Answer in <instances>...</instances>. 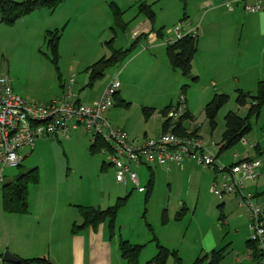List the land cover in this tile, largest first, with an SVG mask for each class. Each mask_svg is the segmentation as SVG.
Returning <instances> with one entry per match:
<instances>
[{"label": "rangeland", "instance_id": "obj_1", "mask_svg": "<svg viewBox=\"0 0 264 264\" xmlns=\"http://www.w3.org/2000/svg\"><path fill=\"white\" fill-rule=\"evenodd\" d=\"M139 2L140 0H66L52 12L35 10L13 25L0 24V76L10 79L15 90L23 92L21 96L17 94L23 100L41 102L46 100L45 97L58 94L61 83L65 89L71 88L73 84H69L70 73L76 76L75 86L71 90L75 95H81V99L87 96L92 98L101 92L100 98L109 81L117 75L121 84L120 94L129 100L126 102V112L118 118L120 125L129 124L135 133L143 135L145 132L149 138L152 134L154 137L155 132L160 131L156 114H149L150 94L155 92L157 110L162 111L170 104L171 109L183 106L194 116L201 139L207 143H219L220 146L221 134L225 129V114L231 111L245 117L246 108L239 107L235 102L236 93H228L227 104L218 111L216 126L212 131L204 110L214 95L209 97L204 91H198L201 82L192 81L191 78L183 77L180 71H174L169 67L167 59L164 64L159 58L148 60L144 37L135 39L131 35V30L142 22L138 18H144V22L147 20L142 14L139 15ZM194 2L195 0H149L148 4L155 13V25L158 26L164 19L173 21L183 15L194 21L189 14L195 6ZM116 12L119 16H116ZM118 17L129 25L126 30L115 26L114 20ZM136 18L138 21L134 22ZM47 31L61 32L57 58L47 42ZM154 42L165 47L159 38ZM134 43L136 46L131 54L118 66L107 68L91 88L80 85L85 77V69L109 58L111 48L127 49ZM183 86H186L184 91ZM206 86L209 87V84ZM254 93L255 91L251 94ZM119 103L120 101L116 103L114 110L119 108ZM259 113V116L248 119L250 132L243 138L247 143L234 144L219 156L218 161L228 164L234 153L241 156L246 151L251 153V157H255L253 149L257 144L262 152L261 163H264V109ZM162 119L164 121L163 117ZM111 124L113 128L122 130L119 125ZM141 139L142 136L135 138L136 141ZM91 145L90 136L83 129L72 131L67 136L44 137L37 140L31 153L27 148L19 151L21 156L30 153L19 167H6L3 170L0 186L15 182L18 174L36 169L38 182L27 185L29 214L25 220L20 219L26 223L25 234L39 242L38 250L75 251L78 246L83 251H107L103 257L107 264H126L119 257L117 244L121 239L143 247L139 264H146L154 258L158 251L157 245L169 251L166 264H176V258L181 259V264H193L202 248L208 246L205 238H202V231H210L217 249L229 241L233 243V251L224 254L226 256H223L221 264L234 263L238 256L236 251L240 246L245 247L249 236V220L245 231L240 229L238 236H234V229L228 234L229 230L226 225H222L220 219L221 200L212 193V180L207 188L203 185L198 169L205 168L201 166L194 172L195 179L189 178L190 180L175 168L170 172L159 166L149 167L154 175L150 189L147 181L150 170L145 167L135 168L141 186L147 187L146 192L138 193L130 184L126 189L120 185L123 191L127 190L120 198L125 199L122 208L112 222L109 220L110 215H107L95 226V230H92L96 232L94 238L88 236V231L84 229V232L79 228L83 221L75 204L99 202V208L104 211L115 206L119 199L118 197L110 202L107 200V194L117 188L114 169L103 164L106 162V157L101 153L103 147L96 145L91 148ZM212 150L216 153L215 149ZM210 173L212 175L211 171ZM183 207H188L189 211L178 217L177 214ZM2 211L0 193V215H3ZM162 212L166 213L168 219L165 225L162 224ZM4 222L2 226L0 224V250L6 248L9 241H13L5 232ZM74 224L77 227L75 233ZM9 250L6 249L8 252ZM241 252L246 253L245 249ZM243 253L239 254V258H243Z\"/></svg>", "mask_w": 264, "mask_h": 264}, {"label": "built area", "instance_id": "obj_2", "mask_svg": "<svg viewBox=\"0 0 264 264\" xmlns=\"http://www.w3.org/2000/svg\"><path fill=\"white\" fill-rule=\"evenodd\" d=\"M221 2L227 11L239 4L248 14L264 12V0ZM197 27L190 18H183L173 27L164 29L159 39L165 45H173L188 36L195 39L198 35ZM74 78V74H71L70 85L74 83ZM118 80V76H114L98 101L84 105L74 100L71 88L67 90L65 97L49 103L23 100L14 93L10 79L0 76V183L6 167H19L24 160V156L19 155L20 150L27 148L31 152L41 138L67 136L79 129L90 136L92 145L97 140L102 142L101 153L106 157L104 164L114 169L115 182L125 186L130 184L138 193H145L146 189L140 185L135 168L181 167L185 160H190L213 173L211 190L217 199L235 197L238 206L249 219L248 239L263 253L256 262L264 264V210L254 193L247 189L248 182L254 183L259 178L260 159L239 160L233 154L234 162L231 165L218 161L217 151L221 145L213 141L204 142L197 134L195 120L185 116L187 110L181 105L169 109L164 120H168L172 126L183 121L181 123L187 129L185 136H178L169 130L143 141L131 139L127 132L113 128L104 119V114L115 104L116 93L121 87ZM241 142L247 143V140L243 139Z\"/></svg>", "mask_w": 264, "mask_h": 264}, {"label": "crops", "instance_id": "obj_3", "mask_svg": "<svg viewBox=\"0 0 264 264\" xmlns=\"http://www.w3.org/2000/svg\"><path fill=\"white\" fill-rule=\"evenodd\" d=\"M148 1H147V5H149ZM194 3L195 6L189 14L191 17L194 18L193 22L198 26L197 27L198 35L196 39L197 40L196 54L191 62V66H192L191 75L197 78L199 82H201L198 91L201 92L204 91L209 95V97L213 95L215 96L216 93L227 95L228 93L231 92L236 93L237 91H241V90L246 93H252V94L254 91L256 92L257 90L256 87L258 82L264 77V12L263 13L250 12V14H248L242 10V7L239 4L236 7H234L232 10L227 11L222 6L221 0H195ZM182 18H189V17L183 15ZM182 18H179L177 20H175L176 19L175 18L173 21L164 19L163 23H159L158 26L155 25L156 21H154L152 25L147 20L144 22V18H138L139 20L141 19L142 22L138 23L136 27L133 30H131L130 33L131 35H133L135 39L138 38L140 39L141 37H144V41L146 43V55L148 60L152 61V60H157L159 58V61L164 64L165 59H167L165 54L166 45L165 47H160L154 42L156 41L155 32L156 30L159 29H163V28L166 29L173 27L175 23H177ZM138 19L134 20V22H137ZM127 27H129L128 24ZM145 34H147L146 35L147 38H145ZM86 82H87V75L85 74V77L83 78V82H81L80 85L86 86L87 85ZM207 84H209V87L206 86ZM59 86H60V91H58V94H56L53 97L50 96L49 98L45 97L46 100H43L41 102L47 103L49 101H53L65 97L66 95L65 93L66 89L64 88L65 86L62 87L61 84H59ZM12 88L14 93L19 94L20 96L23 95V92L21 90H15L13 86ZM120 89L118 93H116L117 95L114 100L115 102L114 106L116 105L117 102L120 101L118 105L119 108L114 110L113 108L115 107L113 106V108H111L104 114L105 117L104 119L107 120L110 124L113 123L114 125H119L122 128V130H124L125 132L128 133V135L131 136L129 137L133 140L141 136L143 137V139H141L140 141H143L145 138H149L145 132L143 133V135H141L132 131L133 129L129 124L120 125L118 123L119 121L118 118L124 112H126L128 108L126 102L129 101L123 94H120L121 93ZM72 94H73L72 96H74V100L80 103H86L90 105L99 100L98 98L99 94H96V96L92 98L87 96L84 99H81V95L79 94L78 96L75 95L73 92ZM178 94L175 97H177ZM155 96H156L155 92L150 94L151 109H149V111L150 112L152 111V113L154 112L152 116L156 114L155 117H156V121L158 122V130L160 129L161 131L163 128V123L165 122V120L163 121L162 119L163 115L161 113L164 109L162 111L157 110L158 106L156 105L155 102L157 100L156 98H154ZM186 110L188 116L193 117L194 119V116L190 114L188 109ZM199 131L200 130L197 127L198 135H199ZM158 132H155V135H157ZM150 137L152 138L153 134ZM256 147H258L257 144L254 146L253 149L254 151L256 150ZM255 152H256L255 157H251V153H248L247 151L244 153V155H241L242 157L237 153L234 154L237 155V159L239 160H244L245 158L254 159L256 157H259L261 163L262 154L260 155V153L258 154L257 151ZM29 154L24 156V159L28 157ZM219 156H221V154ZM233 162L234 159L232 155L230 163L228 164L223 162L221 163H223L224 165H231V163ZM263 164L264 163H261V166L258 169L259 178L257 179V181L254 183L252 182L247 183V189H249V191L253 192L254 194L256 193L257 195L259 193L264 192ZM198 167L199 165H197L195 162L190 160H185L181 165V167L169 166V168H164V169L168 171L170 170L171 172L172 171L171 169L175 168L178 171L180 170L179 171L180 173L187 175V179L189 178L195 179L196 174L194 172L197 170ZM106 169L107 168H105L104 170L106 171ZM148 169L150 170L149 172L150 174H149V180L147 181H148V189H150L153 186L154 175L151 169L150 168ZM198 170L203 178L202 183L207 188L211 180L213 181L214 179L213 173L211 175L209 169L207 171L202 168ZM120 185H121L120 183L119 185L117 183L115 185L117 188H115L113 192L107 194L106 198L109 202L112 199L117 200L118 197L120 199L121 195H123V193H126L127 190L123 191V189L120 188ZM121 187L126 189L128 185L126 186L122 185ZM146 188L147 187H145L144 189ZM127 195L128 194H126L125 196ZM220 200H221L220 219L222 220V225L223 226L226 225V228L229 230L228 234L231 233L232 230L234 229L235 230L233 232L234 236H238L240 229H243V231H245L247 221L249 220L248 216L238 206V203L236 202L234 196H225ZM263 200L264 199H262L261 197L258 198L259 204L264 210ZM77 203L78 204H75V207L76 205L77 207H82V208L92 207V208L100 209L99 207H101L99 202H97L98 204H94L93 202L88 204L83 203V205L81 202H77ZM183 210L184 213H188L189 211L188 207L187 208L183 207L179 212H182ZM27 215H8L5 213H3V215L2 214L0 215L1 226L3 221H5L4 222L6 225L5 232L11 235V236L8 235V237H11L13 239L12 242L9 241L6 248H2L0 250V254H1L0 264H3V262H1L2 261L1 259H2V254L4 253V251H6V249H10L9 252L15 255L16 257H18V259L20 260L21 259L35 260L36 258H45L49 262V264H107L103 259L107 251H83V249L79 248L78 246L76 247L75 251L38 250L39 242L35 238H30L25 234L26 223L25 221H22L20 219V218H24L25 220L27 218L26 217ZM92 230H93L92 228L86 229V231L90 233L88 236L91 235V238H94L96 236L95 234L96 232H93ZM0 235H1V229H0ZM201 235L202 238H205L204 241L207 242L208 246L202 248L200 255H198L195 260H197L198 258H202V259L206 258V260L202 262V264L204 263L208 264L211 255L215 251L217 252L219 250H224L226 255L228 254V252L233 251V243L231 241L227 242L225 246H223L222 248L217 249V246H215L214 236L210 233V231H205V232L202 231ZM248 242L249 239L247 238V241L245 242V247L243 248L240 246L238 248V250L236 251L238 256L235 257V261L233 264H245V263L252 264L253 262L257 264V262L253 259V253L250 252ZM242 249H245L246 253L241 252ZM109 253L112 254L111 251H109ZM240 253L244 254L243 256L244 259L239 258ZM222 262L223 260L219 264H221ZM223 264H228V263H223Z\"/></svg>", "mask_w": 264, "mask_h": 264}, {"label": "trees", "instance_id": "obj_4", "mask_svg": "<svg viewBox=\"0 0 264 264\" xmlns=\"http://www.w3.org/2000/svg\"><path fill=\"white\" fill-rule=\"evenodd\" d=\"M66 0H23L22 2H17L15 0H0V24L13 25L14 22L30 15L35 10H48L50 12L54 11L56 8L62 6ZM148 0H140L139 2V15L146 17L147 21L153 25L155 21V13L151 8V5H147ZM118 12H116V16ZM119 16V15H118ZM115 19V18H114ZM115 26L121 28L122 30L127 29V24L123 23L121 18L118 17L114 20ZM163 29L156 30V36L161 37ZM60 31L48 32L47 31V42L53 50L55 58H57V45L59 41ZM145 34V38H147ZM197 38L192 39L190 36L178 40L173 45H166L165 54L167 57V62L169 67L174 71H180L181 75L185 78H188L192 81H197V78L191 75V62L196 54L197 49ZM136 43L131 45L127 49H113L111 48V54L109 58L102 59L96 64L92 65L89 68H86L84 73L87 75V87L91 88L99 78L103 76V72L114 65H119L123 62L128 55L134 50ZM73 73H70V75ZM69 75V77H70ZM75 76V75H74ZM76 78V76H75ZM74 78V79H75ZM75 83V80H74ZM73 83V85H74ZM62 84V83H61ZM63 85V84H62ZM72 85V86H73ZM63 87V86H62ZM186 86L182 87L184 91ZM257 90L252 95L251 93H246L244 91L236 92V99L239 107L246 108V116L240 117L238 114L229 111L226 113L224 118V131L221 134V147L218 150V157L225 150L231 148L234 144H237L243 140V138L250 132V126L248 119L251 117L259 116V112L264 109V77L257 84ZM68 89H66L67 92ZM65 92V93H66ZM228 96L224 94H216L213 98L207 102L205 107V115L209 121V127L213 131L215 129L216 123L215 119L217 117L218 111L227 104ZM51 102V101H49ZM48 102V103H49ZM171 109V106L166 107L161 113L165 118L167 111ZM146 115L149 114L144 112ZM152 113V111H151ZM187 118H193L188 116V113L185 115ZM183 122V121H181ZM177 124V126H172L167 120L163 123L162 131L167 133V131H172L178 136H185L186 130L183 126V123ZM196 131L193 132L195 134ZM102 146V142L97 140V143L91 145V148ZM258 154H262L259 151V148L256 147ZM259 158V157H258ZM36 169H33L25 174L19 175L15 178V182L3 184L0 189L1 200H2V212L8 215H27L28 214V203H27V185L30 182H38V176ZM264 193V192H263ZM263 193L258 195L255 193V198H263ZM127 197V196H126ZM264 199V198H263ZM125 199H118V202L115 206L109 207L106 210L102 211L98 208H82L78 207L80 217L82 218V224L79 228L88 229L92 228L94 230L95 226L102 221L107 215H110V222L113 221L116 214L122 208V203ZM184 210L177 214L178 217L183 216ZM162 224L165 225L168 219L166 213L164 212L161 215ZM97 227V226H96ZM77 227L73 225V232L75 233ZM118 252L119 257L123 258L126 264H139V255L143 249L140 245L130 244L128 241L119 239ZM250 252L253 253V259L255 261L261 259L263 255L262 251L257 249V246L254 243L248 242ZM158 251L154 254V258L146 262V264H166L167 258L169 256V251L165 247L159 245L156 246ZM225 252L224 250H219L213 252L210 257L208 264H219L223 259ZM173 255L175 253L173 252ZM1 256V254H0ZM206 258H198L193 262V264H202ZM19 264H49L45 258H36L34 259H21ZM176 264H181V260L176 258Z\"/></svg>", "mask_w": 264, "mask_h": 264}, {"label": "water", "instance_id": "obj_5", "mask_svg": "<svg viewBox=\"0 0 264 264\" xmlns=\"http://www.w3.org/2000/svg\"><path fill=\"white\" fill-rule=\"evenodd\" d=\"M3 263H7V264H19L20 263V259H18V257H16L15 255L11 254L10 252L6 251L2 254V259H1Z\"/></svg>", "mask_w": 264, "mask_h": 264}]
</instances>
